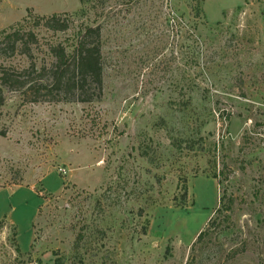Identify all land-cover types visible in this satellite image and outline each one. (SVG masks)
Wrapping results in <instances>:
<instances>
[{
	"label": "rangeland",
	"instance_id": "1",
	"mask_svg": "<svg viewBox=\"0 0 264 264\" xmlns=\"http://www.w3.org/2000/svg\"><path fill=\"white\" fill-rule=\"evenodd\" d=\"M80 10L104 95L7 93L0 170L23 181L0 188V264H264V0H0V32Z\"/></svg>",
	"mask_w": 264,
	"mask_h": 264
},
{
	"label": "trees",
	"instance_id": "2",
	"mask_svg": "<svg viewBox=\"0 0 264 264\" xmlns=\"http://www.w3.org/2000/svg\"><path fill=\"white\" fill-rule=\"evenodd\" d=\"M90 1L94 2L81 0L82 4ZM85 13L80 10L73 14L50 16L30 14L23 22L0 32V113L9 92L19 93L24 102L34 104L94 103L103 98L105 60L102 28L90 25ZM41 32L64 37L43 40ZM39 54H45L49 61L44 58L40 62ZM16 56L26 57L28 66L17 69L5 64ZM6 135V131H0V136ZM5 169L9 176L2 177L0 170L1 189L23 181L13 166ZM8 170L15 173L10 174ZM224 200L225 196L207 227L198 235L197 243H202L211 235V230L220 225L221 214L228 209Z\"/></svg>",
	"mask_w": 264,
	"mask_h": 264
},
{
	"label": "crops",
	"instance_id": "3",
	"mask_svg": "<svg viewBox=\"0 0 264 264\" xmlns=\"http://www.w3.org/2000/svg\"><path fill=\"white\" fill-rule=\"evenodd\" d=\"M210 220V219H209Z\"/></svg>",
	"mask_w": 264,
	"mask_h": 264
}]
</instances>
